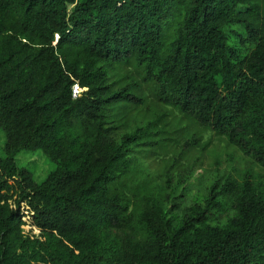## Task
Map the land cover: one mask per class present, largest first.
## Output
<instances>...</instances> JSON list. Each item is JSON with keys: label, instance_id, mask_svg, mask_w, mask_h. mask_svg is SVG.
<instances>
[{"label": "trees", "instance_id": "obj_1", "mask_svg": "<svg viewBox=\"0 0 264 264\" xmlns=\"http://www.w3.org/2000/svg\"><path fill=\"white\" fill-rule=\"evenodd\" d=\"M0 129V264H264V184L194 194L184 158L212 133L264 169V0H0Z\"/></svg>", "mask_w": 264, "mask_h": 264}, {"label": "rangeland", "instance_id": "obj_2", "mask_svg": "<svg viewBox=\"0 0 264 264\" xmlns=\"http://www.w3.org/2000/svg\"><path fill=\"white\" fill-rule=\"evenodd\" d=\"M79 92L80 90L74 87L73 93L77 95ZM186 139L190 140L191 136H187ZM178 141V145L183 146L184 139H179ZM4 143L5 134L0 129V158L4 157ZM197 144L199 145L195 144V147L188 148L190 143H187L186 148L189 149V152L184 156L189 163L196 159V163L193 165L195 172L191 178L190 186L194 194L201 191L210 182L217 180L223 183L228 177L240 180L242 175H244L253 178L262 185L264 184V169L244 157L235 148L227 146L223 140L215 137L212 133H203L201 142H197ZM179 151L181 149L172 150L171 154ZM14 160L18 167L29 171L33 179L38 183L42 182L54 169L52 162L40 150L21 151L16 154ZM143 167L146 173L152 177L153 183L163 184L167 178H170L173 182H176L173 188L177 192L183 190V183L179 181L180 166L178 162L163 163L159 159L151 158L148 161H144ZM200 176L202 177L200 178ZM183 177H187V175L185 174ZM24 215L25 217L22 218L24 225L21 227L24 235L30 238L37 237L39 230L31 225L30 214L25 212Z\"/></svg>", "mask_w": 264, "mask_h": 264}]
</instances>
